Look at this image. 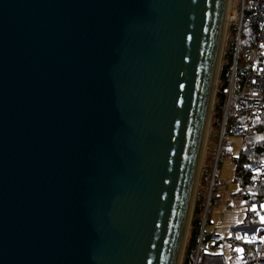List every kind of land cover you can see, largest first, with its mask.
<instances>
[{
	"label": "water",
	"instance_id": "1",
	"mask_svg": "<svg viewBox=\"0 0 264 264\" xmlns=\"http://www.w3.org/2000/svg\"><path fill=\"white\" fill-rule=\"evenodd\" d=\"M228 2L0 0V264L183 263Z\"/></svg>",
	"mask_w": 264,
	"mask_h": 264
},
{
	"label": "trees",
	"instance_id": "2",
	"mask_svg": "<svg viewBox=\"0 0 264 264\" xmlns=\"http://www.w3.org/2000/svg\"><path fill=\"white\" fill-rule=\"evenodd\" d=\"M251 10L247 9L243 21L241 37H240V46L242 48L248 46H254L257 35L258 27L251 24L248 21V17L251 14ZM237 31V28H233ZM234 33L232 34L231 39L226 45L222 67L220 71V83H219V93L217 94V104L214 107L213 113V126L216 130H221L223 120H224V106L225 98L223 92H225L230 83L234 80L237 90L241 89L245 75L247 72V64L242 57H239L237 64H234L235 59V47L236 41L234 38ZM235 69V78L232 80V74ZM244 123V119L238 116L235 106H233L228 116L226 117V123L223 133V138L221 142L220 156L218 158L217 167L220 169L224 159L231 155L232 153V143L229 141V138L233 135V130L236 126ZM264 131V113L260 116L259 119L255 122V128L253 132H263ZM256 158L258 160L264 159V142L262 143H250L247 147L243 148L240 156L236 159L237 168L234 177V183L238 184L243 190V205H261L264 203V184L258 185L255 183V175L253 172L247 170L245 165L252 159ZM217 182V180H216ZM216 197L213 194L209 200V208L214 205ZM206 206V197L203 195L199 196L196 201L194 215L190 230L189 239L186 246V251L183 259V264H204L205 256L202 255V246L205 242V234L202 236L203 226H207L209 223L208 217L206 220H203L202 214L205 211ZM258 217L254 214L248 215L246 219V224H259ZM263 231L259 235H263ZM233 247H243L244 257L239 258V255L234 250L231 253L230 264H256V255H255V244L247 243L243 241L231 240L230 242Z\"/></svg>",
	"mask_w": 264,
	"mask_h": 264
},
{
	"label": "built area",
	"instance_id": "3",
	"mask_svg": "<svg viewBox=\"0 0 264 264\" xmlns=\"http://www.w3.org/2000/svg\"><path fill=\"white\" fill-rule=\"evenodd\" d=\"M234 3L235 6L232 7L238 14L235 21L237 20L241 26L240 37L247 9L252 11L248 21L258 27V35L254 46L242 48L239 41L235 47L234 64L236 65L239 57H242L247 64V72L241 89L237 90L234 81H232L226 93L227 109L225 117L228 116L231 107L235 106L238 116L244 119V123L236 126L240 146L243 149L254 142L253 129L255 128V122L264 113V0H231V4ZM239 7H241V12ZM245 168L254 173L256 184H264V161L252 159L245 165ZM256 211L259 213L261 220L257 230H264V221H262L264 206L261 209L257 208ZM246 213L247 210L238 211V215L242 218H245ZM249 241V243L255 244L256 264H264V238L255 236L250 238Z\"/></svg>",
	"mask_w": 264,
	"mask_h": 264
},
{
	"label": "crops",
	"instance_id": "4",
	"mask_svg": "<svg viewBox=\"0 0 264 264\" xmlns=\"http://www.w3.org/2000/svg\"><path fill=\"white\" fill-rule=\"evenodd\" d=\"M233 132L237 136L229 138L232 143V153L224 159L220 167L218 185L215 191L217 199L211 209L208 225L203 226L202 236L205 234V242L202 246V255L205 256L204 264H230L231 253L234 250L239 255V258L242 259L244 257L243 247H233L230 243L231 240L249 243V239L252 237L264 238V234L259 235L262 231L264 233V230H257L261 220L259 213L256 211L257 208L261 209L264 203L260 206L256 204L244 206V190L234 183L237 168L236 159L239 158L242 148L236 127ZM253 134L255 137L253 143L264 142V131L253 132ZM252 159L264 161V159ZM240 210H247L245 218L238 215ZM250 214L258 217L259 224L248 225L245 223ZM254 226H257V229Z\"/></svg>",
	"mask_w": 264,
	"mask_h": 264
},
{
	"label": "rangeland",
	"instance_id": "5",
	"mask_svg": "<svg viewBox=\"0 0 264 264\" xmlns=\"http://www.w3.org/2000/svg\"><path fill=\"white\" fill-rule=\"evenodd\" d=\"M232 6L234 7L235 3L231 4V8H229V12L231 14H233L235 12V9ZM239 11L241 12V7H239ZM245 14H246V12H245ZM235 27L237 28V31L233 30V28H235ZM240 27L241 26L239 25V22L237 20L231 21L228 24V31H227L226 41H225V48H226V45L228 44V41L231 39L233 33L235 34L234 38L236 41V45L238 44V42L240 41ZM241 31H242V29H241ZM225 48H224V52H225ZM223 57H224V53H223ZM219 83H220V79H219L217 87L215 89L214 107L218 101L217 100V94L219 93ZM234 86L236 87L235 82H234ZM227 91L228 90L223 92V95L225 98L224 113L227 109V105H226V102H227L226 93H227ZM213 113H214V110H213ZM212 119H213V116H212ZM221 130H222V128H221ZM221 130H216L214 128L213 122L211 120L209 134H208V137L206 139V144H205V152H204V157H203V161H202V167H201V171H200L199 181H198L197 193H196V197H195V205H196V201L199 198V196L203 195V197H206L205 211L202 214L204 221L206 220L207 217H208V219L210 218L211 209L214 205L209 208V200H210V197L212 194L215 197V191L217 189L218 179H219V175H220V172H219L220 169H218L217 163H218V158L220 156L221 142H222V140L220 142ZM232 136H237V135L233 132ZM222 138H223V135H222ZM216 180H217V182H216ZM195 205H194V209H195ZM193 215H194V210H193ZM192 220H193V216H192ZM191 225H192V221H191ZM190 230H191V226H190ZM189 235H190V231H189ZM188 239H189V236H188Z\"/></svg>",
	"mask_w": 264,
	"mask_h": 264
},
{
	"label": "bare ground",
	"instance_id": "6",
	"mask_svg": "<svg viewBox=\"0 0 264 264\" xmlns=\"http://www.w3.org/2000/svg\"><path fill=\"white\" fill-rule=\"evenodd\" d=\"M229 8H231V0H229V2H228V8H227V12H226V21H225V26L226 27L228 26V24L231 21L235 20L237 18V15H238L236 11L233 14H231L229 12Z\"/></svg>",
	"mask_w": 264,
	"mask_h": 264
},
{
	"label": "snow or ice",
	"instance_id": "7",
	"mask_svg": "<svg viewBox=\"0 0 264 264\" xmlns=\"http://www.w3.org/2000/svg\"><path fill=\"white\" fill-rule=\"evenodd\" d=\"M262 221H264V217H262Z\"/></svg>",
	"mask_w": 264,
	"mask_h": 264
}]
</instances>
